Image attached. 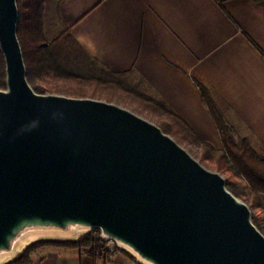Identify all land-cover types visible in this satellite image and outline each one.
I'll return each instance as SVG.
<instances>
[{"label": "water", "instance_id": "water-1", "mask_svg": "<svg viewBox=\"0 0 264 264\" xmlns=\"http://www.w3.org/2000/svg\"><path fill=\"white\" fill-rule=\"evenodd\" d=\"M17 21V0H0V264L92 230L137 264H264L247 201L157 123L103 98L35 91Z\"/></svg>", "mask_w": 264, "mask_h": 264}, {"label": "crops", "instance_id": "crops-1", "mask_svg": "<svg viewBox=\"0 0 264 264\" xmlns=\"http://www.w3.org/2000/svg\"><path fill=\"white\" fill-rule=\"evenodd\" d=\"M66 30L87 57L163 97L202 141L222 146L200 84L235 136L264 147V0H44L45 34ZM30 264L137 263L44 245Z\"/></svg>", "mask_w": 264, "mask_h": 264}, {"label": "trees", "instance_id": "trees-1", "mask_svg": "<svg viewBox=\"0 0 264 264\" xmlns=\"http://www.w3.org/2000/svg\"><path fill=\"white\" fill-rule=\"evenodd\" d=\"M261 1V0H252ZM17 36L26 66V77L35 91L64 90L74 96L101 97L108 101L120 99L134 103L141 111L158 117L157 124L180 143H191L198 149V159L204 165L220 171L227 180V188L236 196L250 200V207H259V197L264 195V147L255 148L246 136H235L208 89L200 84L201 97L216 125L222 146L216 148L202 141L185 120L161 96H152L132 89L120 78L124 73L103 65V72L92 74L74 72L55 57L52 44L58 39H68L86 56L82 47L66 30L59 37L48 41L44 31V0H17ZM92 59V58H91ZM95 61L94 59H92ZM5 86V67L0 52V88ZM123 92V93H121ZM254 224L262 229V217L253 210ZM94 230L77 241L38 240L28 245L21 254L7 264H30L32 252L44 245H75L87 249L96 257H107L105 243ZM121 252L125 255L126 253ZM128 256V255H127ZM129 257V256H128ZM132 259V258H131ZM133 260V259H132ZM134 261V260H133Z\"/></svg>", "mask_w": 264, "mask_h": 264}, {"label": "rangeland", "instance_id": "rangeland-1", "mask_svg": "<svg viewBox=\"0 0 264 264\" xmlns=\"http://www.w3.org/2000/svg\"><path fill=\"white\" fill-rule=\"evenodd\" d=\"M60 35H56V36L54 35L52 37H48L45 34V37L48 41H52V40L56 39L57 37H59ZM52 48H53L55 57L59 60V62H61L66 68L70 69L71 71H74L77 73L86 71V73H92V74H94V73L99 74L100 72H103L101 69H99L101 67L100 63L93 61L91 58L83 55V53L78 51V49L68 39L67 40L63 39V38L58 39L55 43L52 44ZM120 78L122 80H124L125 82H127V84H129L130 87H132V89L147 93V91L146 92L144 91L143 86L139 83L138 80H136L135 77H131L130 75L123 74L120 76ZM50 92H55V91H50ZM56 93H62L63 94V93H75V92H73V91L67 92L64 90H59ZM121 93H123V92H121ZM147 94L152 95V96H156L152 93H147ZM98 98H101V97H98ZM112 102H116L120 105L126 106V107L132 109L133 111L147 117L148 119L152 120L153 122L157 123L158 117L151 115L149 113H146L145 111L144 112L141 111L134 103L126 102V104H124L122 102V100H120V99H118V100L115 99ZM251 140H252L253 146L255 148L259 149L260 144L255 139L251 138ZM180 144H182L184 147H186L196 158H198V149L196 148L195 145H193L191 143H180ZM247 203L250 205V200L247 201ZM253 210L255 212H257L262 217V221H261L262 222V229L261 230L264 232V211L262 209H260L259 207H255V209H252V211ZM93 235H94V233H93Z\"/></svg>", "mask_w": 264, "mask_h": 264}, {"label": "built area", "instance_id": "built-area-1", "mask_svg": "<svg viewBox=\"0 0 264 264\" xmlns=\"http://www.w3.org/2000/svg\"><path fill=\"white\" fill-rule=\"evenodd\" d=\"M93 233H94V235H96V234L98 233V231H97V230H94V232H93Z\"/></svg>", "mask_w": 264, "mask_h": 264}]
</instances>
